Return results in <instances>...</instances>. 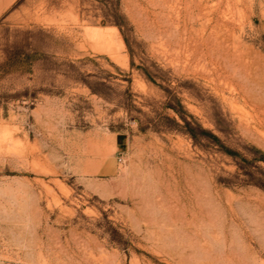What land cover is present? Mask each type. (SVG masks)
<instances>
[{
  "label": "rangeland",
  "instance_id": "obj_1",
  "mask_svg": "<svg viewBox=\"0 0 264 264\" xmlns=\"http://www.w3.org/2000/svg\"><path fill=\"white\" fill-rule=\"evenodd\" d=\"M164 1L0 0V264H264V0Z\"/></svg>",
  "mask_w": 264,
  "mask_h": 264
},
{
  "label": "bare ground",
  "instance_id": "obj_2",
  "mask_svg": "<svg viewBox=\"0 0 264 264\" xmlns=\"http://www.w3.org/2000/svg\"><path fill=\"white\" fill-rule=\"evenodd\" d=\"M168 1H169V0H168ZM190 1H192V0H190ZM163 2H165V1L163 0ZM192 2H193V1H192ZM166 3H167V2H166ZM166 3H164V4H166ZM188 3H189V2H188ZM188 3H187V4H188ZM187 4H186V5H187ZM188 5H191V3L188 4ZM189 8H190V7H189ZM189 13H190V12H189ZM99 32H100V31H99ZM102 32H103V31H102ZM111 32H112V31H111ZM90 33H91V32H90ZM109 33H110V32H109ZM91 34H92V33H91ZM99 37H100V39H101V38H102L103 40L105 39V41H107V40H108L107 38H109V37L112 38L110 35H108L107 33H104V32H103V33H99V34L97 35V39H99ZM106 39H107V40H106ZM111 40L116 41L115 39H111ZM111 40H110V41H111ZM101 41H102V40H101ZM110 41H109V42H110ZM105 43H106V42H105ZM114 43H115V42H114ZM107 44H108V43H107ZM108 45H110V44H108ZM112 45H113V44H112ZM116 45H117V44H115L114 47H115ZM110 46H111V45H110Z\"/></svg>",
  "mask_w": 264,
  "mask_h": 264
},
{
  "label": "trees",
  "instance_id": "obj_3",
  "mask_svg": "<svg viewBox=\"0 0 264 264\" xmlns=\"http://www.w3.org/2000/svg\"><path fill=\"white\" fill-rule=\"evenodd\" d=\"M185 123H186V125L189 124L187 121H185ZM188 132H189V134H190L192 137H194V131H193L192 127H190L189 125H188Z\"/></svg>",
  "mask_w": 264,
  "mask_h": 264
}]
</instances>
